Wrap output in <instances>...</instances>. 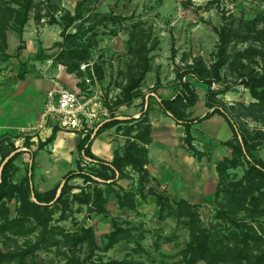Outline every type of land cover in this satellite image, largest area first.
I'll return each instance as SVG.
<instances>
[{"label": "rangeland", "instance_id": "rangeland-1", "mask_svg": "<svg viewBox=\"0 0 264 264\" xmlns=\"http://www.w3.org/2000/svg\"><path fill=\"white\" fill-rule=\"evenodd\" d=\"M28 4L32 9L21 24L20 13ZM227 25L237 34L227 46L222 82L213 89H231L212 99L208 85L187 77L199 96L187 112L204 117L208 102L227 109L240 132L258 139L254 155L264 161V103L240 84L244 76L264 68V0H0V77L22 78L34 71L49 75L61 69L79 90L85 89L87 78H96L112 117H132V109L139 108L143 118L129 121L142 120L139 134L149 131L151 136L147 102L182 91L178 76L197 60L208 68L217 63L222 45L218 31ZM76 52L84 59H74L71 53ZM84 65L89 67L84 70ZM143 73L140 86L132 89ZM136 92L139 98L130 101ZM217 125L209 119L193 127L198 157L192 154L199 163L188 200L151 174L141 185L132 167L105 182L96 177L97 165L87 164L82 170L93 182L72 181L73 189L50 204L47 231L0 232V264H190L193 226L233 249L244 247L246 238L252 251L264 249V181L255 185L249 180L248 162L237 153L234 134L226 142L204 138ZM133 130L125 127L127 134ZM179 132L186 137L185 128ZM224 163L228 165L219 169ZM181 201L193 206L194 218L182 215ZM21 207L18 198L1 204L0 225L18 220ZM212 260L208 254L197 264Z\"/></svg>", "mask_w": 264, "mask_h": 264}, {"label": "crops", "instance_id": "crops-1", "mask_svg": "<svg viewBox=\"0 0 264 264\" xmlns=\"http://www.w3.org/2000/svg\"><path fill=\"white\" fill-rule=\"evenodd\" d=\"M53 78L59 79L67 88H75L72 76L61 69L49 75L34 71L22 78L0 77V175L6 163L18 154L11 171L13 183L21 184L29 177L35 192L46 202L57 199L66 183L65 176L83 166L78 152L82 137L60 130L43 116L47 93L53 88ZM159 96L155 95V99H150L146 104L149 107L146 114L150 118L148 124L152 129L150 139L138 140L141 129L138 123L142 120L136 119L138 115L142 119L143 112L133 108L132 117H117L120 124L93 138L91 150L98 159L111 163L115 152H122L129 140L141 143L149 151L146 168L152 179L188 200L187 192L196 184L195 167L199 161L189 150L184 134L178 133L184 127L167 117L160 107V98H174L173 92ZM133 118H136L133 122L129 121ZM210 120L218 121V130L207 132L205 139L226 142L233 137L230 126L222 116L216 115ZM133 126L134 130L127 134L125 127ZM55 129L58 130L55 141L47 144Z\"/></svg>", "mask_w": 264, "mask_h": 264}, {"label": "trees", "instance_id": "trees-1", "mask_svg": "<svg viewBox=\"0 0 264 264\" xmlns=\"http://www.w3.org/2000/svg\"><path fill=\"white\" fill-rule=\"evenodd\" d=\"M32 9L30 4L23 7V11L20 15L23 16L21 24H25L28 20L29 13ZM75 21V18L70 20ZM252 30V29H251ZM220 36V41L222 43L220 48L219 60L212 67L208 68L202 60H197L194 65L188 66L183 73L179 74L178 78L183 86V90L177 92L174 98L164 99L160 98V107L169 115L177 125H181L185 128V142L191 152L198 157V151L194 146L195 137L193 135V127L202 124L204 121L211 119L216 115L222 116L227 124L230 126L234 137L238 139V145L235 147L237 153L245 158L248 162V176L249 180H253V183L257 185L258 181H264V161L262 159H257L254 152L258 148V143L256 139L251 138L246 133H242L239 130L238 124L235 122L234 118L227 109H221L216 104L207 103L209 111L204 117H193L194 114L187 112L189 109H194L199 101V96L195 89H193L191 83L185 81L187 77H194L199 82L204 83L209 86L210 94H212V99L216 98L221 94H225L230 91L231 87L226 86L221 90H214V84L222 82L221 71L228 63L227 57V46L229 45L232 38L237 34V30L230 25L224 26L218 31ZM137 41V40H136ZM74 55V59L83 60L84 55L81 53H71ZM145 78V73L142 74L140 79L135 83L132 89H136L140 86L141 81ZM240 84L245 85L252 94V96L264 103V68L260 74L244 76ZM139 92L131 94L129 99L134 100L139 98ZM121 122L112 118L104 128L99 132L115 127ZM58 130L55 129L52 137L47 141L50 144L55 141L57 137ZM150 132H144L138 134V140L142 141L146 137H150ZM98 134V135H99ZM260 134L264 136V132L260 131ZM150 139V138H149ZM92 136L88 135L82 138L79 146L78 152L82 159L88 158L94 161L97 165L96 177L97 179H102L105 182L114 181L118 175H123L125 168L132 167L135 171L140 174V184L145 185L146 181L149 180L150 173L146 166L148 165V149L145 148L141 143L129 142L127 146L121 151L115 152V157L113 162L109 163L98 159L91 150L92 146ZM229 145H232L228 142ZM18 158V154L11 158L4 166L2 173L0 175V205L7 201L13 199H20L22 202L21 207V217L16 221H10L6 219L0 225L1 233L12 232L15 235H26L35 232L37 229L41 228L44 231L48 230L49 224V214H50V204L56 199L51 201H44L41 196H39L33 186L32 181L29 177L25 178L21 184H14L12 181L11 171L13 168L14 161ZM4 157V161H5ZM228 164L218 165L219 169L227 166ZM84 179L86 182L92 181V176L87 174L80 167L77 172L68 173L64 181L66 182L61 196L66 195L69 191L73 189L71 182L75 179ZM101 197V196H100ZM35 199V203L31 200ZM58 198V199H60ZM99 200V199H98ZM134 204H131V208H134ZM181 211H185L182 215H188L194 218V214L191 211L193 206L187 201H181L178 204ZM2 214V212H0ZM32 219V221H30ZM28 222H33L32 225H28ZM193 230L192 242L189 246V254L191 255L190 264H197L202 259H207L208 254L214 256V260L209 261L210 264H264V249H259L258 251H252L250 249L249 242L247 238L243 241L244 247H238L233 249L222 239H215L207 234V232H201L199 228L195 226ZM113 243L118 241L116 236L111 238ZM24 262V260H23ZM112 264H122L118 262H113Z\"/></svg>", "mask_w": 264, "mask_h": 264}, {"label": "built area", "instance_id": "built-area-1", "mask_svg": "<svg viewBox=\"0 0 264 264\" xmlns=\"http://www.w3.org/2000/svg\"><path fill=\"white\" fill-rule=\"evenodd\" d=\"M84 65L82 69H87ZM53 88L47 93L44 118L62 131L79 134L82 138L88 135L97 137L104 126L113 118L107 105V96L96 78H87L84 90L67 88L53 78ZM140 118V115L137 116ZM83 166L94 163L82 159Z\"/></svg>", "mask_w": 264, "mask_h": 264}, {"label": "water", "instance_id": "water-1", "mask_svg": "<svg viewBox=\"0 0 264 264\" xmlns=\"http://www.w3.org/2000/svg\"><path fill=\"white\" fill-rule=\"evenodd\" d=\"M0 178H1V177H0ZM64 185H65V183L63 184L62 189H63Z\"/></svg>", "mask_w": 264, "mask_h": 264}]
</instances>
